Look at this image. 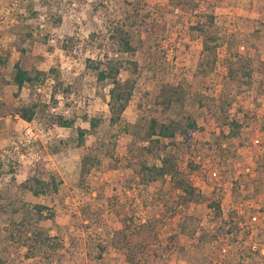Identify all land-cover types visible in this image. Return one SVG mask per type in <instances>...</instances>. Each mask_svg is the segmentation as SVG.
<instances>
[{
	"label": "rangeland",
	"instance_id": "rangeland-1",
	"mask_svg": "<svg viewBox=\"0 0 264 264\" xmlns=\"http://www.w3.org/2000/svg\"><path fill=\"white\" fill-rule=\"evenodd\" d=\"M198 19L217 47L210 69ZM112 57L123 110L97 78ZM16 62L46 79L18 90L7 83ZM151 118L174 124V142L149 145ZM78 127L95 155L83 174ZM164 156L167 173L152 177ZM35 174H53L57 190L33 195L22 182ZM36 204L53 216L37 220ZM121 222L157 236L116 234ZM0 264H264V0H0Z\"/></svg>",
	"mask_w": 264,
	"mask_h": 264
},
{
	"label": "trees",
	"instance_id": "trees-1",
	"mask_svg": "<svg viewBox=\"0 0 264 264\" xmlns=\"http://www.w3.org/2000/svg\"><path fill=\"white\" fill-rule=\"evenodd\" d=\"M189 0H167V3L170 4L173 7H183L184 4L186 2H188ZM135 8H138V4H135ZM204 17L206 18V21L210 24L213 23V17L211 14H205ZM59 18H56V24L59 23ZM132 23H136L138 22L137 19H133L131 21ZM140 22V21H139ZM207 23H204L203 21H201V19H198L197 21V25L196 27L198 28V25H200L199 30L201 32V37H202V44H203V49L204 51H207L209 53V55L212 54V56H208L206 55V58L204 59L205 61H201L200 64L202 65H206L209 69L212 67L211 65H214V63H216V58H217V47L216 45L211 46L209 41L207 40V29L204 27V25ZM208 25V24H207ZM123 42V49L125 50H132L133 48L130 45V41H128L125 38L122 39ZM236 57V58H235ZM239 59V55L238 53H234L232 52V56L226 57V63L229 62L230 64H233L234 61ZM233 60V61H232ZM109 61V60H108ZM132 64L134 66L137 65L136 62H132ZM122 64L121 61L118 60L117 57H112V59L110 60V62H108L106 64V67L103 69H99L98 73H97V78L98 79H107L109 78L110 80H112V82L114 83V87H112V89H110L109 92V96L111 98L112 101H116L119 103L120 106V110H123L124 106H125V102L127 100V95L129 93L127 92H120L118 90V85H119V79L117 78V75L120 72V68H121ZM231 66V65H230ZM243 67H245V65H243ZM202 70H206L205 68ZM229 73L230 76H232V73L234 72V70L229 69ZM46 72L42 71V70H36L34 69L33 72L24 69L18 62L14 63V71L12 74L11 79L9 80V82L7 81V83H13L18 90H21V88L24 86V84H27L28 87L31 90H35L36 88H38L39 85H41L43 83V81L46 79ZM247 75H250L249 72H247ZM60 82H57V85H60ZM14 112L17 115H20L22 118L26 119V120H31L32 116L34 115V109L30 108L29 110V114L26 115L24 112V107H15L14 108ZM191 120V118H190ZM75 122V119L72 118H66L63 117L62 115H59L57 117V125L59 127H64V126H72ZM88 122L90 124V126L92 128H94L97 123L98 120L95 118L92 119H88ZM158 121L155 118H151L149 120V124L147 126L148 130L146 131V140H149L148 143L150 146L154 144H159L161 142L162 139H168V143L174 142V138H176V131L174 129V124H170V123H160L158 126ZM186 129H183L181 131V135L184 138V141L189 142L192 136V133L196 130V124L194 122L191 121V123H188L186 125ZM86 132V129L77 128V147L79 149L80 155H81V173L83 174L86 170V165L88 164L89 160L93 159L95 155H93V157L90 156V153H88V149L85 147L84 144V134ZM153 136H157V138H153ZM161 138V140L159 139ZM147 148H149L147 146ZM166 156L161 157L162 163L163 165L161 166H151V167H146L147 171L149 170V172L151 173V176H163L164 174L167 173V170L165 168V164H166ZM60 183V180L57 179L53 174L48 178H44L43 174H35V175H29L28 177H26L24 179V181L22 182V186H24L25 188H27L33 195H46L49 193H52L54 191L57 190V185ZM189 185V189L191 188L193 190L194 193V187L190 184L187 183ZM177 188H185L182 187L181 183L178 184ZM192 198V197H191ZM35 209H36V214H37V220H41L44 218H51L53 216V212L52 210L48 209V207H46L43 204H36L34 205ZM44 210H48V213L46 215L43 214ZM212 210H214V212L217 214L216 216L219 218H223V210L221 208V204H219V202H216L215 207L212 206ZM232 219L230 218L228 221L225 222V224H227L228 228L231 229L234 226L237 225L236 222L231 221ZM150 223V220H149ZM148 222H144V223H126V222H121L122 224V230L120 231H116V234H121L123 231H125V228H130L131 230L135 231L137 228V232L136 235H138L141 238V243H144L142 240H145V238H149L151 241H154V238L157 236L154 234V232H152V226L153 224H149ZM145 226H149V228L145 229ZM122 235V234H121ZM114 235H112L113 237ZM126 239V236L124 235L123 240ZM43 242V240H42ZM140 243V244H141ZM142 245V244H141ZM127 247L129 249V243L127 241ZM123 246V248L117 250V255L121 258H123L122 260H124L126 263H132L133 262V258L131 257V253H127L126 249ZM103 249V248H102ZM102 251V250H101Z\"/></svg>",
	"mask_w": 264,
	"mask_h": 264
},
{
	"label": "built area",
	"instance_id": "built-area-1",
	"mask_svg": "<svg viewBox=\"0 0 264 264\" xmlns=\"http://www.w3.org/2000/svg\"><path fill=\"white\" fill-rule=\"evenodd\" d=\"M254 141L257 142V139H255ZM244 170H245L246 172H248V171L250 170V168H249L248 166H246V167H244Z\"/></svg>",
	"mask_w": 264,
	"mask_h": 264
}]
</instances>
